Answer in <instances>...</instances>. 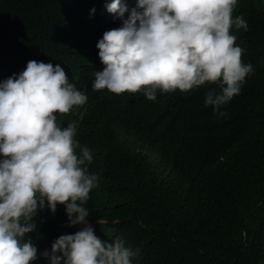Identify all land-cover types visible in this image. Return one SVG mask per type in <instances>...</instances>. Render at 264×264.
<instances>
[{"label": "trees", "instance_id": "1", "mask_svg": "<svg viewBox=\"0 0 264 264\" xmlns=\"http://www.w3.org/2000/svg\"><path fill=\"white\" fill-rule=\"evenodd\" d=\"M109 3L0 0V82L35 60L60 64L85 92L87 102L57 121L77 122L76 140L92 150L98 187L84 205L89 223L99 238L119 236L138 249L132 264H264V0H237L233 12L248 24L232 34L254 71L221 106L226 118L204 104L216 84L157 90L155 101L94 91L103 69L96 45L121 27ZM36 223L32 264H49L40 253L83 227L68 226L62 204L55 214L46 204Z\"/></svg>", "mask_w": 264, "mask_h": 264}, {"label": "clouds", "instance_id": "2", "mask_svg": "<svg viewBox=\"0 0 264 264\" xmlns=\"http://www.w3.org/2000/svg\"><path fill=\"white\" fill-rule=\"evenodd\" d=\"M236 6L237 0H110L105 10L121 27L104 32L96 45L103 69L94 73L93 90L143 92L155 101L157 90L216 84L219 92L208 90L204 104L226 118L221 106L254 71L232 34L233 26L248 28L242 15L233 18ZM87 100L58 63L30 60L18 76L0 82V264L38 259L28 234L37 231L46 204L53 214L65 205L68 226H83L40 253L49 264H132L139 255L119 236L99 238L87 219L84 205L98 187L89 171L92 150L76 140L77 122L64 127L57 121V114Z\"/></svg>", "mask_w": 264, "mask_h": 264}]
</instances>
